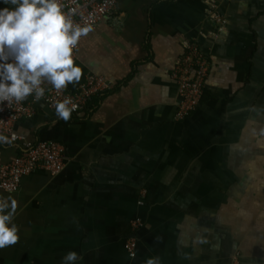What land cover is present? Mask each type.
Listing matches in <instances>:
<instances>
[{"label": "crops", "instance_id": "obj_1", "mask_svg": "<svg viewBox=\"0 0 264 264\" xmlns=\"http://www.w3.org/2000/svg\"><path fill=\"white\" fill-rule=\"evenodd\" d=\"M115 3L118 24L80 36L81 75L64 87L94 74L110 88L67 121L36 102L14 126L65 159L0 190L18 228L0 264H61L69 250L75 264H264V0ZM189 41L210 68L195 111L176 121L172 70ZM5 142L0 166L18 153Z\"/></svg>", "mask_w": 264, "mask_h": 264}, {"label": "clouds", "instance_id": "obj_2", "mask_svg": "<svg viewBox=\"0 0 264 264\" xmlns=\"http://www.w3.org/2000/svg\"><path fill=\"white\" fill-rule=\"evenodd\" d=\"M0 102L43 96V82L56 89L78 81L81 68L73 62L72 51L88 27L74 24L61 11L58 0H0ZM66 97L55 105L56 115L67 121L71 111ZM15 201L0 198V248L14 244L18 228L14 222ZM76 251L69 250L61 264H75ZM145 264H161L150 257Z\"/></svg>", "mask_w": 264, "mask_h": 264}, {"label": "built area", "instance_id": "obj_3", "mask_svg": "<svg viewBox=\"0 0 264 264\" xmlns=\"http://www.w3.org/2000/svg\"><path fill=\"white\" fill-rule=\"evenodd\" d=\"M58 3L61 11L67 13L74 24L88 27L89 31L100 24H118L115 0H58ZM217 21L220 22L218 18ZM77 49L78 42L72 51L73 62L76 60ZM209 68V58L194 41L187 42L182 56L172 70L178 97L176 120H184L198 106ZM41 87L45 91L38 100L34 98V94H30L20 102H0V142L7 140L5 143L18 150L10 162L0 166V190L3 192L17 191L21 178L35 170H44L55 175L64 166V147L61 144L53 140H27L14 130L16 123L33 116V104L42 102L46 107L55 109V105L67 97L70 101L68 107L75 105L70 116H79L88 100L107 91L110 83L102 76L87 74L83 82L71 90L56 89L46 81ZM131 225L135 230L141 226V222L134 220ZM125 249L130 257L135 256V237L126 239Z\"/></svg>", "mask_w": 264, "mask_h": 264}, {"label": "bare ground", "instance_id": "obj_4", "mask_svg": "<svg viewBox=\"0 0 264 264\" xmlns=\"http://www.w3.org/2000/svg\"><path fill=\"white\" fill-rule=\"evenodd\" d=\"M105 92H106V91H105ZM102 93H104V92H102ZM102 93H100V94H102ZM97 95H99V94H97ZM97 95H94V96H97ZM94 96H92V97H94ZM92 97H91V98H92ZM91 98H90V99H91ZM90 99H89V100H90ZM89 100H88V102H89ZM88 102H87V103H88ZM86 105H87V104H86ZM86 105H85V107H86ZM85 107H84V108H85ZM84 108H83V109H84ZM82 111H83V110H82ZM194 111H195V110H194ZM70 117H75V116H70ZM185 119H186V118H185ZM176 121H178V120H176ZM180 121H182V120H180ZM16 145L18 146V144H16Z\"/></svg>", "mask_w": 264, "mask_h": 264}]
</instances>
